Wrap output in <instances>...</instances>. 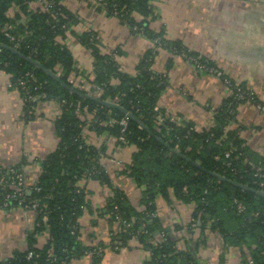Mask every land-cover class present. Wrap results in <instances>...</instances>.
<instances>
[{
    "label": "crops",
    "instance_id": "obj_1",
    "mask_svg": "<svg viewBox=\"0 0 264 264\" xmlns=\"http://www.w3.org/2000/svg\"><path fill=\"white\" fill-rule=\"evenodd\" d=\"M59 5L69 19L62 28L64 36L56 41L71 54L77 82L87 92L94 86L95 60L81 41L84 36L91 34L98 53L109 57L128 76H134L142 57L154 50L150 39L105 13L93 0H60ZM148 5L150 16L141 17L131 10L130 18L145 22L151 31L161 34L163 41L178 43L223 74L217 78L197 71L173 51L158 49L149 67L164 80L155 111L168 116L175 125L206 131L227 98L225 79L243 86L254 94V101L238 104L234 123L227 128L240 141L248 161H262L264 113L255 104L264 106V0H148ZM40 8L36 1L28 5L29 12ZM16 13L18 8L12 6L10 18ZM62 113L59 101L49 98L27 110L10 75L0 70V168L19 165L26 184H35L42 171L41 162L58 146L55 122ZM97 117L95 109L82 108L79 127L84 143L97 151V167L108 181L84 177L76 183L84 199L76 219L79 251L66 264H150L149 248L134 239L120 244L115 238L118 227L108 214L116 188L135 212L144 213V186L127 175L137 148L113 137L108 126L114 120H107L108 113L105 120ZM154 205L158 228L175 239L177 251L192 255L200 264H251L244 263L249 251L243 243L231 244L218 228H212V222L202 226L192 216L193 201L178 199L170 192L168 198L156 196ZM35 218L34 213L19 208L0 209V264H7L15 253L28 248ZM225 222L227 228H235L232 221ZM47 237L46 231L38 233L33 246L42 248ZM85 249L101 252L88 255L82 253Z\"/></svg>",
    "mask_w": 264,
    "mask_h": 264
},
{
    "label": "trees",
    "instance_id": "obj_2",
    "mask_svg": "<svg viewBox=\"0 0 264 264\" xmlns=\"http://www.w3.org/2000/svg\"><path fill=\"white\" fill-rule=\"evenodd\" d=\"M33 1L36 0H0V26L20 21L17 30L22 36L18 42L19 47L14 49V45L0 32V70L10 75L15 87L20 78H25L27 73L32 74L34 80L27 83L31 94H44L46 98L65 100L67 104L63 106L62 116L55 122L58 146L41 162L42 171L36 182L39 191L32 190L24 198L25 203L37 200L39 208L46 213L47 220L44 223L43 215L37 214L34 229L29 234L28 248L24 252L15 253L7 264H32L33 261L26 260L28 252L39 256L35 259L37 264H66L79 251L76 243L78 231L71 235V227L75 225L78 227L76 219L84 200L83 191L76 183L84 177L98 178L102 183L108 181L104 172L97 167V151L87 146L80 136L81 113L75 111V106L81 109H95L99 120H105L106 113L109 114L107 120L109 118L115 122L125 116L115 109L70 94L43 70L35 69L23 59L1 48V46L13 48L54 74H57L58 67H62L59 78L71 86L67 76L73 71L72 57L66 48L56 41L58 37L64 36L62 28L69 15L62 8L54 16L53 11L47 12L41 8L27 12L28 5ZM51 1L59 5L60 0ZM104 1L109 9L116 5L118 9L126 12L123 13L124 23L135 33L146 36L152 42L158 37L161 38L160 46L142 57L134 76L122 74L109 57L101 56L95 48L96 40L91 34L81 39L82 43L90 48L95 60L91 83L103 89L100 100L112 101L119 97L117 105L136 117L146 128L143 129L128 120L124 136L127 144L137 148L127 175L138 185L144 186L142 194L144 213L135 212L124 193L117 188L114 189L108 203V214L112 213L115 206L121 219L130 223L129 227L119 232L115 238L122 245L134 239L143 247L149 248L153 254L150 264H200L192 255L177 251L175 239L167 233L160 232L157 220L148 217L149 213H155V197L159 195L168 198L172 192L178 199L193 201L195 209L192 216L199 219L202 226L212 222V228H218L224 240L234 245L243 243L249 251L244 263L250 261L251 264H264V198L227 182H220L209 174V172L217 174L264 193V188L259 187L258 180L254 177V172L243 164L246 158L240 141L234 138V133L227 128L230 121L235 120L236 107L242 101H234L232 97H227L216 110L213 127L209 132L191 131V126H178L169 120L159 125L157 131L155 116L165 115L155 111L158 95L164 88L163 78L149 68L156 51L165 48L170 52L176 51L177 55L185 53L189 57L197 56L178 43L163 41L161 34L151 31L145 22L137 23L130 18L131 10L136 11L141 17L150 16L152 11L148 0ZM12 6L18 7V13L10 18ZM22 19L25 21L21 22ZM239 88L247 91L243 86ZM20 94L24 97L25 92L20 91ZM32 106L35 105L25 104L27 110ZM108 127L113 137L118 139L120 127L117 124ZM158 139L187 157L190 162L171 154ZM231 149H235V152H232V158L227 160L224 154ZM235 156H239L238 160L233 159ZM226 163L230 165L227 166ZM256 163L262 164L264 172V159L254 162ZM15 170L21 172L19 165L15 166ZM76 190H79V193H76ZM237 203L244 207L242 212H238ZM227 220L232 221L235 228H227L225 222ZM44 231L48 233L46 244L42 248L34 247L33 238ZM156 231L164 234L166 242L154 247L153 244L147 243V239L149 234L155 239L153 236ZM86 251L93 249H85L82 253L85 254Z\"/></svg>",
    "mask_w": 264,
    "mask_h": 264
},
{
    "label": "built area",
    "instance_id": "obj_3",
    "mask_svg": "<svg viewBox=\"0 0 264 264\" xmlns=\"http://www.w3.org/2000/svg\"><path fill=\"white\" fill-rule=\"evenodd\" d=\"M36 2L40 5L41 9L44 11H53V16L56 15V12L61 11L60 5L56 4L55 2L51 0H36ZM93 2L98 5L102 10H104L105 13L109 14L112 17L117 18L118 20L125 22L124 19V14L126 12L124 10L118 9L116 5H113L110 9L107 6V3L104 0H93ZM16 7V6H15ZM18 8V7H17ZM124 13V14H123ZM133 30H137L136 28H133ZM0 32L3 34V36L8 39L10 43L14 45V49L19 47V43L21 40V34L17 30V23H5L2 26H0ZM160 41L161 38H156L152 43L155 48L157 46H160ZM174 54H177L176 51H173ZM182 57L185 61H187L189 64H191L197 71L215 76L217 78L222 77V72L217 69L215 66H212L209 64L208 60H202L200 57H189L185 53H181L179 55ZM62 73V67H58V72L57 76H59ZM31 80H34V77L32 74L27 73L25 75V78L19 79L16 83V88L20 91H24L25 95L24 97L21 96L22 102L25 105L26 103H32L33 105H36L39 101L44 100L46 96L44 94H31L28 91L27 88V83L30 82ZM67 81L72 84L73 87L81 88V82H77L76 75L73 71H71L68 76H67ZM224 85L227 88V97H232L234 101H248L252 100L254 94L250 91H243L241 88H239L238 85L232 84L229 80L224 81ZM92 91L94 94V97L100 98L103 95V89L101 87L97 86H92ZM84 90V89H83ZM19 91V92H20ZM85 91V90H84ZM119 97L114 98L112 101L109 99H106L104 101L110 102L112 104H117L119 102ZM254 101V100H252ZM255 103V102H254ZM59 104L63 107L64 105L67 104L65 100H60ZM256 109L264 113V106H261L259 104H255ZM33 109V106L31 107ZM75 111L77 113H81V108L79 106H75ZM156 118V123L157 126L155 129L158 131L159 125H162L166 120H171L169 119L168 116H161L157 115L155 116ZM112 125L117 124L120 127V136L119 140L122 143H126L124 140L125 133L127 131V126H128V119L126 117H123L121 120L118 122L112 121ZM173 123V122H172ZM234 123V121H230L228 124V127L231 126ZM191 131H193V128H190ZM206 131H210V129H207ZM82 137V135H80ZM232 149L229 152H226L224 154L225 159L230 160ZM239 156L233 157L234 160H238ZM227 166H229V163H226ZM247 166L254 172V177L258 180V184L260 188H264V172H263V167L261 163H252L248 162ZM32 190L39 191V188L36 187V183L28 186L25 182L24 176L22 172H19L15 170V166H9L6 168H0V209L3 210H12L14 208H19L22 210H25L27 212H32L36 216L37 214H42L43 215V222L45 223L47 218H46V213L43 212L42 209L39 208L38 201L37 200H31L27 203H25V196L28 195ZM76 193H79V190H76ZM13 202L16 204L14 205ZM238 212H242L244 210V207L242 204L238 205ZM111 218H113V221L116 223L118 227L119 232L125 231L130 223L126 220H122L119 214L117 213V208L114 206L112 213H110ZM148 217L150 219L156 218V213H149ZM78 231V227L72 226L71 227V235L76 234ZM155 237V234L154 236ZM153 244L154 247L159 246L158 244H162L166 242V238L163 233H158L156 235L155 239L151 238L149 234V238L147 239V243ZM101 250L97 251V249L93 251H86V254L88 255H94V254H100ZM151 256L153 254L151 253ZM39 256L33 254L32 252H28L26 254V260L27 261H33L31 262L32 264H37V259Z\"/></svg>",
    "mask_w": 264,
    "mask_h": 264
},
{
    "label": "water",
    "instance_id": "obj_4",
    "mask_svg": "<svg viewBox=\"0 0 264 264\" xmlns=\"http://www.w3.org/2000/svg\"><path fill=\"white\" fill-rule=\"evenodd\" d=\"M1 48H3L4 50L8 51L9 53L23 59L24 61H26L27 63H29L30 65H32L35 69H38V70H43V72L48 75L49 77H51L54 81L58 82L59 85L65 89L66 91H68L70 94H74V95H77L78 97L84 99V100H88V101H91V102H95L96 104L98 105H101V106H104V107H107V108H112V109H115L119 112H121L128 120H131L132 122L138 124L141 128L143 129H146L145 126L143 125V123L141 121H139L136 117H134L132 114L126 112L122 107H120L119 105L117 104H112L110 102H107V101H103V100H100L99 98H95L94 96H91L87 93H84L76 88H74L73 86H70L66 83H64L63 81L60 80V78L52 73L51 71L49 70H45L43 69L42 65L40 63H38L37 61L29 58V57H26V56H23L21 53H19L17 50H14L13 48H10V47H7V46H1ZM158 141L163 145L165 146L166 148L169 149L170 153L171 154H174L175 156L181 158L182 160L186 161V162H190L189 159L183 155H181L177 150L175 149H172L170 148L168 145H166L162 140L158 139ZM197 168H199L201 171H204V169L200 168L197 164L193 163ZM209 174L216 178L218 181L220 182H227L231 185H233L234 187H237L241 190H244V191H249V192H253L255 193L257 196H260L262 198H264V193L261 192V191H256L254 189H251L249 188L248 186H245V185H242V184H238L236 182H233V181H230V180H227L226 178L222 177V176H219L217 174H214V173H210ZM158 231L155 232V235H158Z\"/></svg>",
    "mask_w": 264,
    "mask_h": 264
},
{
    "label": "rangeland",
    "instance_id": "obj_5",
    "mask_svg": "<svg viewBox=\"0 0 264 264\" xmlns=\"http://www.w3.org/2000/svg\"><path fill=\"white\" fill-rule=\"evenodd\" d=\"M27 12H29V10H28V8H27ZM154 41V40H153ZM57 75V74H56ZM59 77V76H58ZM71 86H72V84H71ZM74 88H76V87H74ZM81 88L82 89H79V88H76V89H78V90H80V91H82V92H84V93H87V94H89V95H91V96H94V94H93V91H92V89L90 90L89 89V91L87 92V91H84L83 89H84V86H81ZM97 98V97H96ZM101 98V97H100ZM99 98V99H100ZM212 127L213 126H211L210 128H208V129H212ZM81 135H82V133H81ZM232 151H235V149H232ZM246 161H243V164L244 165H247V163L248 162H250V161H248L247 159H245ZM241 203H237V208L239 207L238 205H240ZM97 251H99V249H97Z\"/></svg>",
    "mask_w": 264,
    "mask_h": 264
}]
</instances>
